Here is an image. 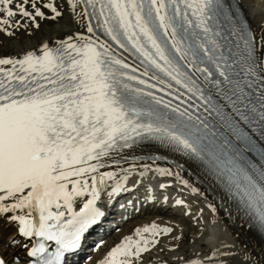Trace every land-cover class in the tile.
I'll return each mask as SVG.
<instances>
[{"label":"snow or ice","instance_id":"snow-or-ice-1","mask_svg":"<svg viewBox=\"0 0 264 264\" xmlns=\"http://www.w3.org/2000/svg\"><path fill=\"white\" fill-rule=\"evenodd\" d=\"M66 3L75 31L0 57V220L32 243L10 236L9 246L26 248L32 264H70L105 217V196L135 190L150 172L187 187L185 163L264 240V32L237 0ZM63 15L55 0H0V33ZM154 147L182 157L171 161L180 171H138L167 158L135 154ZM172 231L137 228L101 264H138Z\"/></svg>","mask_w":264,"mask_h":264},{"label":"bare ground","instance_id":"bare-ground-1","mask_svg":"<svg viewBox=\"0 0 264 264\" xmlns=\"http://www.w3.org/2000/svg\"><path fill=\"white\" fill-rule=\"evenodd\" d=\"M55 2L60 6V10L64 15L58 18V21H40L41 26L39 28V35L36 34L37 32L32 29L33 27H31V25L27 30L32 32L31 35H28L27 31L23 29L17 31L12 37L0 33V57H20L27 51L38 50L45 42L51 43L57 39H62L67 34L75 31L76 26L71 21V13L66 0H55ZM237 2L246 21L257 37H259L260 34L264 32V0H237ZM4 39L7 41L6 43L3 42ZM138 152L142 153L139 150L136 153ZM143 152L160 153L168 157L169 160L164 163L155 162V164L151 161L138 162V171L143 170V164H149L153 168L162 167L173 169V171H180V169L175 168L171 161L174 160L178 163H184L182 157L168 150H159L154 147L146 149ZM128 166V164L124 165V167ZM108 170L113 169L110 168ZM180 174L183 180L188 181L187 187L184 186L181 180L175 177L160 176L155 172H150L142 183L137 185L135 190L122 193L120 195L121 197L115 196L112 199H109L107 196L104 197L102 200L105 204L104 206H109V208L106 209L107 215L91 233V238L94 235L101 234L110 227L112 223H116L118 218L122 217L123 214L136 210L148 201L155 200L156 203L162 204L163 207H148L144 213H139L136 217L127 221L128 224L137 219V223L131 224L132 226L128 227H125V225H123V228L117 227L115 235L110 236L106 240H99V244L101 245L96 251V253L98 252L99 254L92 259L95 264H101L107 254L118 246L126 237L131 236L135 239L134 232L137 228L150 226L152 223H155L161 228L170 227L173 231L168 235L161 234L158 236L157 239L159 243L155 247H151L149 252L143 253L138 264H192L193 261L201 262V264H243L245 257L248 258L249 262L252 264H260V261L264 259V241L256 236L252 230L246 227H240L239 221L233 219L231 221L229 220V216H224L219 195L206 182L202 181L199 173L196 172L192 166L185 163L184 171ZM157 178L161 179L162 181H160L164 185L166 182L175 184L174 187H176L179 192L170 190L168 186L164 187V191L167 190L171 191L173 194L175 193L177 195L176 200L184 202L182 206H177L176 203L172 204L171 200L167 202L164 201L163 196L165 197V194H163L164 191L161 190L163 188L155 187L154 192L151 190L153 185L149 183V180L154 182ZM128 187L131 189V183H129ZM193 187L198 188L199 192L194 193L192 191ZM181 190L183 192H181ZM210 205L216 206V213L212 212ZM179 217L186 222L196 224L198 227L197 234H192V237H190L192 238L193 246L190 242L191 247L187 250H181L179 247L180 243L184 240L187 241L185 236L188 230L186 228L182 229L169 219L177 220ZM140 218L145 219V221L140 220ZM6 224V221L0 220V242L3 243V249L6 247L4 243H8V238L10 236H16V239L19 240L21 244L24 243L22 238L17 235L16 226L14 225H9L11 228L14 227L10 236L1 235V233L5 231L3 227H6ZM193 233H195V231H193ZM165 247L166 249H164ZM15 248V253L5 255L6 260H9L11 264L14 258L16 259L17 256L20 257L17 253V249L21 250V248ZM22 254L26 256V248ZM240 254L242 258L239 257ZM22 258L23 257L19 259V262ZM249 262L248 264H250Z\"/></svg>","mask_w":264,"mask_h":264},{"label":"rangeland","instance_id":"rangeland-1","mask_svg":"<svg viewBox=\"0 0 264 264\" xmlns=\"http://www.w3.org/2000/svg\"><path fill=\"white\" fill-rule=\"evenodd\" d=\"M30 26V25H29ZM44 27H45V25H44ZM32 29H34V31L35 32H37L36 34H40V30L38 31H36V29L35 28H32ZM36 37V36H35ZM3 42H7L5 39H4V41ZM11 42H14V41H11ZM171 221H173L174 223H176L177 225H179V227H181L182 229H184V228H186L187 230H188V233H187V235L185 236V238H186V240L187 241H183L182 243H183V245H182V243H180V241H179V243H180V247H179V249H181V250H187V249H189L190 247H191V245L193 246V243H192V238H190V237H192V234L194 235V234H197V226H196V224H192L191 222H186V221H184L182 218H178L177 220L176 219H171V218H169ZM140 220H143V221H145V219H143V218H140ZM137 219L136 220H133V221H131V222H129L128 224H127V222H125V223H123V224H121V225H119V227H121V228H123L124 226L123 225H125V227H128V226H132L131 224H135V223H137ZM195 225V226H194ZM188 227V228H187ZM189 227H190V229H189ZM193 227V228H192ZM195 227V228H194ZM3 228H5V232H4V235H9L10 236V234H11V231L14 229V228H11L10 226H9V224H6V227H3ZM191 229H193V230H191ZM117 230H112V231H110L108 234H106V239H108L110 236H113V235H115V232H116ZM193 231H195V233H193ZM190 232V233H189ZM190 235V236H189ZM183 238V237H182ZM105 239V240H106ZM192 244H191V243ZM191 244V245H190ZM5 249L7 250V251H5L4 253L5 254H7V253H9L11 250H12V248L13 247H10V246H7L6 244H5ZM98 244L97 245H94V244H92L91 246H89L88 247V249H89V251L87 252L88 254H87V260L85 261V262H87L91 257H92V259L94 258V256H96V255H98L99 253L97 252L96 253V251L98 250L97 248H98ZM182 246V247H181ZM23 247L21 248V250H19V251H23ZM164 249H166V247L164 248ZM9 255V254H8ZM19 255H22V253H20L19 252ZM239 257L240 258H242V256H241V254L239 255ZM91 259V260H92ZM248 262H249V259L248 258H244V263L243 264H248ZM250 263V262H249ZM20 264V263H19ZM83 264H85V263H83ZM87 264H88V262H87ZM250 264H252V263H250Z\"/></svg>","mask_w":264,"mask_h":264}]
</instances>
